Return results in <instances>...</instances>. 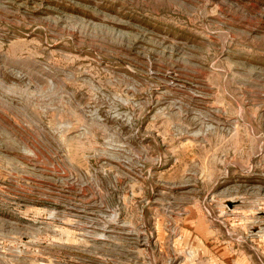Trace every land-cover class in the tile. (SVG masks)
<instances>
[{"label":"rangeland","instance_id":"rangeland-1","mask_svg":"<svg viewBox=\"0 0 264 264\" xmlns=\"http://www.w3.org/2000/svg\"><path fill=\"white\" fill-rule=\"evenodd\" d=\"M0 264H264V0H0Z\"/></svg>","mask_w":264,"mask_h":264}]
</instances>
